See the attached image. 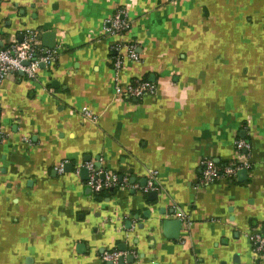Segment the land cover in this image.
<instances>
[{"label": "crops", "instance_id": "obj_1", "mask_svg": "<svg viewBox=\"0 0 264 264\" xmlns=\"http://www.w3.org/2000/svg\"><path fill=\"white\" fill-rule=\"evenodd\" d=\"M119 9L131 25L115 38L104 25ZM27 31L42 47L53 33L58 57L0 82V264H104L108 251L124 264H264L250 240L264 225V0H0V47ZM118 40L140 58L119 85L153 95L116 94ZM237 141L246 175L199 186L202 160L240 161ZM88 162L129 188L94 194L56 171Z\"/></svg>", "mask_w": 264, "mask_h": 264}, {"label": "built area", "instance_id": "obj_2", "mask_svg": "<svg viewBox=\"0 0 264 264\" xmlns=\"http://www.w3.org/2000/svg\"><path fill=\"white\" fill-rule=\"evenodd\" d=\"M130 21L127 19L126 10H117L111 19L107 20L104 25V33L111 37H122L130 28ZM38 34L35 31H27L22 41L13 42L5 47H0V82L14 75L21 74L27 79H35L36 73L41 66L53 65L58 57V50L55 48L48 49L42 47L38 41ZM115 53L112 62L114 71V79L116 82V94L126 95L135 99H142L146 95H153L155 88L146 81L134 80L126 87L119 85L120 73L127 63H138L139 55L136 46L132 43H123L120 40L112 45ZM27 63V65H24ZM89 121L95 123L97 121L94 115L88 109L80 111ZM237 152H245L240 161L230 162L226 165H217L212 159H204L201 161V179L199 186H207L220 180H232L241 170H250L249 164V144L243 141L236 142ZM67 163H61L56 171L63 175L66 173L65 167ZM83 169L87 170L88 178L86 187L94 194L113 190L129 188V182L126 178H118L116 175H103V173L95 167L91 162L83 165L74 166L72 172L80 175ZM155 190V173L150 174L145 192ZM177 218L185 221L182 214H177ZM250 240L256 259L264 257V225L261 230L252 232ZM122 254L117 251L104 252L101 256V262L108 264H118Z\"/></svg>", "mask_w": 264, "mask_h": 264}, {"label": "water", "instance_id": "obj_3", "mask_svg": "<svg viewBox=\"0 0 264 264\" xmlns=\"http://www.w3.org/2000/svg\"><path fill=\"white\" fill-rule=\"evenodd\" d=\"M52 37H54L53 33H48V32H47V33H44V34L42 35V39L50 40V42L44 44V47H46V48H54V47H55L56 42H55V40L51 42ZM24 65H27V63H24ZM65 171H66V172H71V171H72V165H66V167H65ZM245 175H246V171H245V170H242V171H240V172L238 173V176H239V177H244ZM81 178L87 180V178H88V173H87V170H86V169H83V170L81 171ZM151 195H152V194H151ZM153 195H154V193H153ZM149 196H150V195H149ZM171 225H176L177 227L179 226V228H180L181 225H182V222H181L180 220H177V221H175V222H171V223H170V222H167V221H164V222H163V228H165V229H166L167 227H170ZM122 251L124 252L125 249L122 248ZM132 261H133L132 256L129 255V256H127L126 258H120L118 264H124L125 262H126V263H130V262L132 263Z\"/></svg>", "mask_w": 264, "mask_h": 264}, {"label": "trees", "instance_id": "obj_4", "mask_svg": "<svg viewBox=\"0 0 264 264\" xmlns=\"http://www.w3.org/2000/svg\"><path fill=\"white\" fill-rule=\"evenodd\" d=\"M114 190H116V189H113V190H109V191L111 192V191H114ZM109 191H106V192H109Z\"/></svg>", "mask_w": 264, "mask_h": 264}]
</instances>
